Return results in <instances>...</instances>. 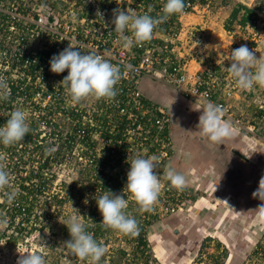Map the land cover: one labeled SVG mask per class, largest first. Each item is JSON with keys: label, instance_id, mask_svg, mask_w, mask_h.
I'll return each instance as SVG.
<instances>
[{"label": "built area", "instance_id": "1", "mask_svg": "<svg viewBox=\"0 0 264 264\" xmlns=\"http://www.w3.org/2000/svg\"><path fill=\"white\" fill-rule=\"evenodd\" d=\"M80 1L84 7H78V10L67 0L69 6L66 9L52 10L39 0H0V78L7 85L4 91L8 96L7 100H0V127L5 126L12 111L21 108L27 114L30 128L23 141L10 147L0 144V157L11 179L6 190L17 193L11 205L0 193V210L23 212L27 203L19 201V197L26 194L24 188L33 189L37 195L34 211L43 208L38 201L41 197L49 201L52 196L56 197L62 201V208L66 201L62 180L68 177L63 171L75 170L76 174L85 173L83 185L74 183L72 193L77 196L78 189L84 187L81 196H77L83 203L80 213L98 211L96 199L105 191L122 194L132 158L156 155L159 161L155 171L161 180V193L154 210L141 214L129 201L135 213L127 211L132 217L137 214L139 227L144 228L177 214L186 206L188 198L185 190L171 188L170 181L164 176L174 150L169 113L167 106L155 103L143 94L142 78L169 87L174 94L188 101L205 106L209 101L222 105L224 119L231 122L234 134H240L246 129L241 117L243 113L230 101L242 89L236 86L226 68L230 66L231 51L242 45L256 51L257 58L264 56V21L255 15L245 26H236L239 29L232 34L234 39L225 60H217L219 71L214 67L218 65L195 71L189 69L187 60L179 53L181 47L176 45L182 33L171 22V17L154 30L151 41L143 46L124 48L114 31L115 9L134 10L137 15L148 13L156 18L163 15L166 0ZM184 4V10L175 14V20L198 5L190 0H184ZM206 4L210 2L206 1ZM97 10L102 13L101 17L96 15ZM240 30H245V37L238 33ZM69 45L82 54H101L120 67L122 78L116 85L114 99L97 101L89 98L79 105L71 104L66 89L60 85L68 71L54 74L50 70L51 58ZM261 92L262 96L254 106L258 121L264 122V88ZM47 149L52 151L46 152ZM30 175L32 178L28 181ZM45 179L50 182L43 187ZM124 196L128 199L127 193ZM52 210L54 206H51ZM39 218L37 215L33 227ZM96 218L100 224L101 214ZM88 231L92 233L91 229ZM113 238L119 246L124 243L121 234L117 233Z\"/></svg>", "mask_w": 264, "mask_h": 264}, {"label": "rangeland", "instance_id": "2", "mask_svg": "<svg viewBox=\"0 0 264 264\" xmlns=\"http://www.w3.org/2000/svg\"><path fill=\"white\" fill-rule=\"evenodd\" d=\"M237 3L255 8L260 0H213L210 4L205 3L201 7L198 4L193 11L181 14L176 20L180 33L193 30L189 35H180L182 39L176 45L181 46L179 51L185 49L186 52L191 47L189 55L195 62L206 60L207 67L219 66L215 62L220 60L219 57L225 60L224 52L229 50V44L234 39L221 31V25L225 21L224 15ZM256 17L264 21V7L256 11ZM237 29L234 24L229 31ZM243 31L238 33L245 37ZM201 42L204 43V54L200 50ZM219 53L222 55L217 56ZM140 88L146 97L160 104L166 103L170 124L176 130L171 167L185 176L187 185L184 192L188 198L186 206L177 214L144 226L149 249L147 264H212L210 257L215 254L218 255V264H240V260L243 264H264V252L261 251L264 249V222L257 219L254 211L261 201L252 195L264 176V122L258 121L254 106V102L262 96L261 88L256 86L248 93L245 90L238 93L234 103L239 102L238 109L243 113L241 117L246 129L225 139L221 145L210 142L197 129L205 105L183 99L171 88L151 83L147 78H142ZM178 99L182 102L177 103ZM233 112L237 114V110L233 109ZM184 117L187 118L183 120ZM232 149L242 153L248 161L239 158ZM63 172L68 175L66 180H62L65 185L80 176L75 170ZM83 182L82 179L80 184L83 185ZM79 200L76 195L67 198L60 213H56L55 209L50 211L53 217L49 221L43 218L42 210L36 208L40 221L36 223L37 231L32 239L27 234V227L21 235L13 234L16 237L13 242L6 243L1 236L0 264H17L20 254H41L45 257V264H70L66 247L54 225L66 222L74 215L72 207L80 214L79 208L83 203ZM38 201L40 205L50 202L42 197ZM223 201H227L228 205ZM50 205L53 206V202ZM18 221L15 218L13 227ZM5 230L7 234L11 232V229L2 228L0 233ZM208 240L220 241L226 253L215 250ZM126 241L120 245L125 250L121 264H143L142 258L133 251L134 243ZM118 246L114 244V247ZM115 263H118L117 258Z\"/></svg>", "mask_w": 264, "mask_h": 264}, {"label": "clouds", "instance_id": "3", "mask_svg": "<svg viewBox=\"0 0 264 264\" xmlns=\"http://www.w3.org/2000/svg\"><path fill=\"white\" fill-rule=\"evenodd\" d=\"M184 8V0H166L162 9L163 15L156 18L148 13L137 15L134 10L117 8L114 10L112 21L114 31L119 35L124 48L143 46L144 43L151 41L154 30L160 24L173 14L181 13ZM96 15L101 17L102 13L97 10ZM230 61V66L226 68V71L234 78L239 89L251 90L256 86L264 88V56L260 55L257 58L256 51L242 45L231 51ZM50 70L54 74L68 71V75L60 82V85L66 89L73 106L89 98L97 101L114 99L117 95L116 85L122 78L120 67L104 59L103 55L96 52L82 54L70 45L59 55L51 58ZM6 88L4 79L0 78V100L8 99L7 92L4 91ZM224 115L225 110L222 105L207 102L197 125L200 135L220 145L225 139L236 135L233 133L231 122L225 120ZM27 119V114L23 109L17 108L12 111L5 126L0 127V144L10 147L23 141L30 131ZM51 151V149L46 150V152ZM158 161L159 157L156 155L147 158L140 156L132 158L129 163L127 183L122 194L116 195L111 191H105L96 199L98 211L102 216L101 227L125 236L138 235L139 223L127 213L129 201L137 206V211L141 214L154 210V205L158 202L161 193V180L155 171ZM164 176L170 181L171 188L178 191H183L187 185L185 176L171 167L165 170ZM10 183V173L5 170L2 157H0V193H3L9 205L14 202L17 195L15 191L6 190ZM124 193L128 194V199H125ZM252 195L253 198L261 201L254 211L257 219L264 222V176L260 178L258 188ZM223 203L227 204V201ZM72 211L74 215L64 223L70 239L63 245L80 261H86L87 264H100L107 248L94 238L93 233L87 231L84 217L79 214L78 210L72 207ZM7 225L8 219L0 218V229ZM17 264H45V257L41 254H20Z\"/></svg>", "mask_w": 264, "mask_h": 264}, {"label": "trees", "instance_id": "4", "mask_svg": "<svg viewBox=\"0 0 264 264\" xmlns=\"http://www.w3.org/2000/svg\"><path fill=\"white\" fill-rule=\"evenodd\" d=\"M69 2H73L72 7L74 9L78 10V7H84V3L81 2L80 0H67ZM197 2L198 4L202 5L204 3H206V1L212 2L213 0H190V2ZM39 2H42L43 4H47L52 10H58V9H66L67 5L69 6V4L66 2V0H39ZM264 7V0H260L259 6L255 7V8H247L242 6L241 4L237 3L233 9L230 11L227 19L224 21L223 23V29L226 31H229L232 27V25H236L239 27H243L246 24H248L252 17H254L256 15V11L261 10ZM175 14H173L171 16V21L173 22ZM43 53L45 55H48V52L43 51ZM39 56V54H38ZM216 71H219V66H214ZM1 122V119H0ZM80 176H78L76 179L77 180H73L75 182H72L69 185H63L64 186V191L66 194V199L70 198L72 196L73 193V188H74V183H76L77 181H82V179L84 180L85 178V173L83 172H79ZM32 178V176L30 175L28 177V181ZM39 181H41L40 178H37ZM45 183L42 182V186L45 187V185L49 184L50 180L49 179H45L44 181ZM44 184V185H43ZM81 187V186H80ZM84 187H81L80 189H78L77 191V196H81V192L83 190ZM23 190H25L26 194L24 196L19 197V201H23L24 203H27V207L24 208L23 212H19V210L16 211H11L10 213L4 212L2 210H0V213L2 215H0V218H7L8 219V225L5 228L11 229V232L7 234V231L5 230L4 232L2 231V233H0V240H1V236L2 238H5L6 243L8 242H13V240L16 239V237L13 236V234L16 235H21V233L25 230V228L27 227V234L29 236L30 239L33 238L34 232L37 231V229H35V227H33V223L37 221V214L34 211V206H35V191H33V189L31 188H24ZM40 194V193H39ZM45 198V197H44ZM45 202V201H44ZM53 202V206L55 209L56 213H60V209H61V204L62 201H59L56 199V197L52 196L51 197V201ZM50 202L48 204H43V208L42 210V216L44 219H48L47 221L50 220V217H53L50 214V209H51V205ZM47 203V202H46ZM1 207L3 208V205H1ZM127 211L130 212H134L135 213V208L134 206L128 207ZM100 214L99 211H94V210H88L86 213L81 212L80 215L84 217V223L87 225V231L89 229H91L92 233L94 234V238L98 241V242H102L105 247L108 246L107 248V253L105 254L104 257H102L100 264H121L122 261L124 260V249L123 247H114L113 245L115 244V239L113 238L114 234H117V232H114L112 230H106L103 227L100 226V224H98V219L96 218V215ZM34 215V216H33ZM14 218H18L19 221L18 223L22 224L24 223L25 226L22 227L20 226V224H15V227H13L14 225ZM134 218L137 220L138 216L137 214H135ZM30 219H32L33 221H31ZM64 219V218H63ZM65 222L62 223H55L54 227L57 231L58 234H60L61 240L62 242H66L70 239V235L68 232L67 227L64 225ZM93 224V226L90 228L89 225ZM43 225L40 227L42 228ZM119 234V233H118ZM144 235V231L142 227H139V233L136 236H125V235H121L123 238L124 242H127L126 240H131V242L134 243L133 245V251L138 254V256L140 258H142L143 260V264H147L148 260L147 258H149V254H148V245L146 242L145 237H143ZM108 240H111L110 243H108ZM52 248V247H50ZM67 250V258H68V262L70 264H87L86 261L82 262L80 261L77 257H75L74 255H72L70 253V250ZM262 253L264 252V249L261 250ZM133 253V252H132ZM134 254V253H133ZM257 252H254V255H256ZM115 258L118 259V263H115ZM122 260V261H121ZM212 264H217V261L214 260L212 262Z\"/></svg>", "mask_w": 264, "mask_h": 264}, {"label": "crops", "instance_id": "5", "mask_svg": "<svg viewBox=\"0 0 264 264\" xmlns=\"http://www.w3.org/2000/svg\"><path fill=\"white\" fill-rule=\"evenodd\" d=\"M239 2H241V0H239ZM211 3V2H210ZM205 4V3H204ZM199 7H201V5L199 6ZM229 13H230V11L227 13V14H225L224 15V20H226L227 19V17H228V15H229ZM202 18H203V16H202ZM177 20V19H176ZM175 19H173V24H175V26H176V28H178L179 26H178V23H177V21H176ZM223 20V21H224ZM224 23V22H223ZM187 24H188V22H187ZM184 26V25H183ZM187 26V25H186ZM182 27V26H181ZM221 31L222 32H226L228 35H229V38H231V36H232V34H234V33H236L234 30H232V31H229L230 32V34L228 33V31H225L224 29H223V24L221 25ZM183 29V28H182ZM189 29V28H188ZM192 30L193 29H190V31H186V34H190V32H192ZM183 34V33H182ZM179 38H180V36H179ZM181 39L182 38H180L179 40L181 41ZM178 44V43H177ZM200 44V47H202V48H200V50H201V52L204 50V43L203 42H201V43H199ZM229 44V43H228ZM229 46H230V44H229ZM181 47V46H180ZM229 48V47H228ZM225 50V49H224ZM191 51V47L189 48H187V50H186V52H185V49H183V52H180V55L182 56V57H185V60H187V62H188V67H189V69L190 70H203L204 68H206L207 66H206V60L205 61H200V62H195L194 61V59L193 58H191L190 57V55H189V52ZM226 53H227V51H225L224 52V54L226 55ZM200 54H202V53H200ZM203 54H204V51H203ZM184 55V56H183ZM217 56H221L220 55V53L219 54H216ZM215 55V56H216ZM225 55H224V57H225ZM189 57V58H188ZM197 58V57H196ZM195 58V59H196ZM220 58V60H222V58L221 57H219ZM215 64H217V62H215ZM208 65V64H207ZM217 67V66H216ZM219 67H220V65H219ZM151 82V81H150ZM151 83H153V82H151ZM236 98H234L232 101H230L231 102V105H233V107H235L237 110H239L238 109V105H239V102L237 101V103H234V100H235ZM144 237H145V235H144ZM209 242H210V244H213V246H214V249L215 250H219V251H222L221 253L222 254H224V253H226L224 250H225V248H223L222 247V243L220 242V241H214V240H208ZM219 253V252H218ZM221 254V255H222ZM218 255L217 254H215V255H213V256H211L210 257V259H212V262L214 261V260H217V257ZM230 256V255H229ZM230 258V257H229ZM238 262H241L240 264H243V262L240 260V261H238ZM218 264V263H217Z\"/></svg>", "mask_w": 264, "mask_h": 264}, {"label": "flooded vegetation", "instance_id": "6", "mask_svg": "<svg viewBox=\"0 0 264 264\" xmlns=\"http://www.w3.org/2000/svg\"><path fill=\"white\" fill-rule=\"evenodd\" d=\"M173 96V95H172ZM149 99H151V98H149ZM152 100V99H151ZM153 101V100H152ZM155 102V101H154ZM180 102H182L180 99H178V101H177V103H180ZM155 103H157V102H155ZM158 104H160V103H158ZM164 104V105H163ZM163 104H160V105H163V106H166L165 104L166 103H163ZM187 117H184V119L183 120H185ZM174 121V120H173ZM174 126V125H173ZM173 126H171V124H170V117H169V131H170V135H171V138H172V141H173V137H174V135H175V132H176V130H174V128H173ZM182 126L184 127L185 125H184V123L182 124ZM187 127L185 126V129H186ZM173 157V156H172ZM242 159V158H241ZM243 160H246V161H248L247 159H243ZM171 163H172V158H171V161H170V164H169V167H171ZM172 168V167H171Z\"/></svg>", "mask_w": 264, "mask_h": 264}, {"label": "water", "instance_id": "7", "mask_svg": "<svg viewBox=\"0 0 264 264\" xmlns=\"http://www.w3.org/2000/svg\"><path fill=\"white\" fill-rule=\"evenodd\" d=\"M232 152L237 155L239 158L246 159L242 153L237 152L236 150L232 149Z\"/></svg>", "mask_w": 264, "mask_h": 264}]
</instances>
